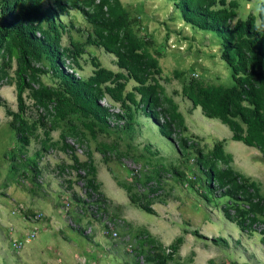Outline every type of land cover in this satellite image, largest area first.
Returning <instances> with one entry per match:
<instances>
[{"label": "rangeland", "instance_id": "1", "mask_svg": "<svg viewBox=\"0 0 264 264\" xmlns=\"http://www.w3.org/2000/svg\"><path fill=\"white\" fill-rule=\"evenodd\" d=\"M120 1L135 20L137 33L152 40L150 51L158 56L162 68L160 83L166 95L178 105L188 129L186 137L205 151L215 142L224 141L225 152L233 158L232 168L258 182L264 194L263 156L255 148L233 141L225 125L203 116L200 108L193 109L181 93L183 83L190 77L225 88L234 85L231 70L219 58L221 39L184 24L177 15L174 0ZM237 1V19L241 20L249 14L256 16L262 2ZM42 3L46 5L44 0ZM58 18L66 26L61 47H68L74 41L83 44L84 50L78 65L71 60L65 61L66 71L73 69V73L86 79L93 71L94 60L107 69L118 71L112 55L85 44L89 30L79 14L72 11L68 15L59 14ZM37 66L49 68L46 60ZM15 70L13 58L0 89L4 100L0 106V264H152L145 260L150 247L141 234L143 230L166 249L182 237L183 244L167 264H264V248L258 235L262 227L256 228V233H241L222 215L221 209L227 199L213 196L214 200L209 202L204 198V188L198 185L191 188L186 180H193V173L199 175L193 157L179 158L173 142L163 137L158 127L141 113L133 125L132 139L116 131L112 123L107 131L97 132L92 138L83 125L88 120L72 116L68 121L59 122L50 132L47 149L43 150L44 131L49 129L52 120L47 117L46 126H38L29 145L22 148L10 128L12 118L7 114V110L17 112ZM176 72L185 75L177 77ZM41 80L47 85L55 82L51 74L42 76ZM133 86V82H129L127 89ZM24 100L25 118L29 123H37L46 116L35 107L28 91ZM101 105L111 112H121L118 104L107 97L102 99ZM70 126L84 136L69 134ZM61 133L66 134V141L74 147L79 160L86 159L88 150L92 153L97 182L101 183L100 191L107 201L99 210L92 205L83 181L76 177L77 172L66 167L71 161L69 154L60 151ZM115 142L124 156L117 160L110 155L106 163L96 146ZM37 152H40L36 166L38 174L33 177L31 170H25L23 165L26 158ZM161 164L167 172H161L157 195L148 196L154 202L155 215H151L131 205L126 192L113 179L131 183L135 176L150 173ZM172 167L183 172L184 177L173 175ZM201 178L199 184L204 181L202 175ZM68 181L73 182V189L68 188ZM136 190L142 192L140 185ZM74 194L86 204L74 201ZM35 214H39L41 220L36 221ZM33 231L36 237L21 250L12 248L13 241ZM114 232L117 236H113Z\"/></svg>", "mask_w": 264, "mask_h": 264}, {"label": "trees", "instance_id": "2", "mask_svg": "<svg viewBox=\"0 0 264 264\" xmlns=\"http://www.w3.org/2000/svg\"><path fill=\"white\" fill-rule=\"evenodd\" d=\"M44 1L45 6L43 0H0V89L8 75L10 62L15 58L17 112L7 110V114L12 118L10 128L22 148L29 145L38 126H46L47 117L52 120L49 129L44 131L43 150L47 149L50 132L59 122L68 121L72 116L88 120L83 125L92 138L97 132L107 131L112 123L116 131L132 139L133 125L141 113L158 127L163 137L173 142L179 158L193 157L199 177L193 173V180H186L190 187L198 185L204 188V198L209 202L214 200L213 196L227 199L221 209L222 215L241 233H256V228L262 227L258 235L264 248V194L260 184L232 168L233 158L225 152L224 141L215 142L211 149L205 151L186 137L188 129L178 105L166 95L160 83L162 68L158 56L150 51L152 40L137 33L135 20L131 19L121 1ZM173 5L184 24L213 33L221 39L219 58L231 70L234 81L232 87L225 88L190 77L182 85V96L193 109L200 108L203 116L225 125L233 141L258 150L264 162V0L257 15L249 14L244 20L237 19V0H174ZM72 11L79 14L88 26L85 44L112 55L117 72L103 67L96 60L93 61L91 75L86 79L73 73V69L71 72L65 70L66 60L77 64L84 53L80 42L71 41L70 46L61 47L66 26L58 16ZM44 60L48 61V70L37 66ZM48 74L55 79L50 85L41 80ZM175 75L181 77L185 73L176 72ZM129 82L134 84L130 90L127 89ZM26 91L35 107L46 115L37 123H29L25 118ZM105 97L118 104L121 112H111L102 106L101 101ZM3 104L0 96V106ZM68 133L84 136L72 126ZM60 140V151L70 156L71 164L66 167L77 172L76 177L83 181L86 194L93 200L96 210L104 207L107 201L97 182L91 151L88 150L86 159L81 161L74 147L66 141L65 133L60 134ZM96 151L106 163L110 155L117 160L124 156L116 142L98 143ZM39 157L40 152H37L24 160L23 168H29L33 177L38 174ZM172 170L173 175L184 177L178 168L172 167ZM161 172H167L162 164L150 173L135 176L131 183L114 180L126 192L131 205L155 215L152 209L154 202L148 196L157 195ZM201 175L204 181L199 184ZM72 185L73 182L68 181L69 189H73ZM137 185H140L141 193L136 192ZM73 198L79 204H86L76 194ZM141 234L150 247L145 260L152 264H167L183 244L182 237H178L166 249L147 231L143 230Z\"/></svg>", "mask_w": 264, "mask_h": 264}, {"label": "built area", "instance_id": "3", "mask_svg": "<svg viewBox=\"0 0 264 264\" xmlns=\"http://www.w3.org/2000/svg\"><path fill=\"white\" fill-rule=\"evenodd\" d=\"M34 219L37 220H41V217L39 214H35L34 215ZM113 236H117V234L114 232ZM36 237V232L33 231L31 234H29L27 237L23 238V239H17L16 241L12 242V248L15 250H21L26 243H29L32 239H34Z\"/></svg>", "mask_w": 264, "mask_h": 264}, {"label": "crops", "instance_id": "4", "mask_svg": "<svg viewBox=\"0 0 264 264\" xmlns=\"http://www.w3.org/2000/svg\"><path fill=\"white\" fill-rule=\"evenodd\" d=\"M96 171H97V170H96ZM96 176H97V173H96ZM97 178H98V177H97ZM98 179H99V178H98ZM113 180H114V179H113ZM114 181H115V180H114ZM115 183H116V182H115ZM99 184H101V183L99 182ZM103 188H104V187H103ZM106 197L109 198L111 201H114V200H112L110 197H108L107 195H106ZM98 234H99V233H98ZM98 234H97V239H99V237H100V235L98 236ZM63 241H64V242H67V240L64 239V238H63Z\"/></svg>", "mask_w": 264, "mask_h": 264}]
</instances>
